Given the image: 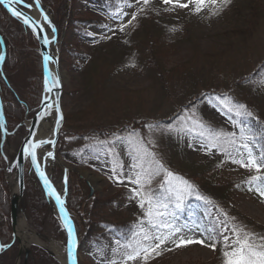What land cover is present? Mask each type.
<instances>
[{"label": "rangeland", "instance_id": "374dc122", "mask_svg": "<svg viewBox=\"0 0 264 264\" xmlns=\"http://www.w3.org/2000/svg\"><path fill=\"white\" fill-rule=\"evenodd\" d=\"M29 1L25 0V3ZM40 2L57 35L56 47L52 51L62 85L60 107L64 124L60 135L84 137L92 131L106 133L104 131L124 128L117 136L128 137L135 131L138 133L136 139L151 140L154 147L150 146V151L167 170L190 182L202 194L209 193L218 209L227 213L229 223L242 226L233 216L237 214L241 220L264 228V199L255 190L248 191L250 177L264 176V171L257 174L241 168L230 162L228 154L225 156L217 150L206 154L195 140L192 141L193 147H189L188 137L167 131L168 126L180 123L178 117L186 110L194 111L196 118L218 131H237L230 117L206 99L213 92L222 93L235 104L244 105V111L252 114L245 122L255 139L248 142L254 156L258 160L264 158V78H253L248 83L257 70L264 68V0H230L226 5L218 0L214 6L207 3L199 14L184 9L172 10L163 4V0H149L143 11L136 0ZM130 3L134 5L131 8L128 7ZM133 13L136 19L129 24ZM121 25H126L123 31H120ZM33 43L27 40L23 48L14 44L15 52L10 51L8 63L10 70L2 67V79L4 73L9 74L12 89L18 95L25 80L33 76L31 55L33 52L38 54L35 40ZM5 49L9 54L7 46ZM172 69L199 72L200 78H195V82L206 84L202 86L207 89L189 95L172 82L169 73ZM158 71L162 74L160 79ZM51 121L42 127L40 136L48 134ZM149 125L159 127L149 128ZM7 129L11 131L8 126ZM19 138L7 137L3 148L7 157L11 158L15 153ZM89 141L87 143L110 145V141L105 142L99 136ZM111 147L98 160L89 153L79 160L83 165L92 163L94 170L72 163L56 152L57 159L68 169L66 199L70 190L74 213L69 212L67 203L66 207L73 222L82 230L87 227L83 218L88 213L98 217L99 224L113 226H138L144 216V210L138 207V199L132 197L131 189L135 185L127 180L118 183L113 173L114 167L117 174L121 173L118 164L122 163L120 179L133 174L131 149L124 141H118L114 151L109 150ZM65 150L70 153L72 146ZM28 170L27 166L25 213L19 217V225L25 227V238L34 237L47 247L51 241L65 254V238L56 212L46 202L42 205L37 201L40 187ZM76 170L89 173L96 181L95 186L81 178ZM46 174L61 191V170L50 165ZM4 179L10 193L15 179L13 173ZM161 180L162 176H156L151 188L157 189ZM42 197L44 199L43 194ZM188 208L193 223L179 218L180 224L194 229L187 234L188 238L204 239L205 245L215 243L216 246V239L201 209L193 204ZM113 234L111 229L105 230L103 248L94 256L78 252V264H108L111 259L119 261L123 254L113 249ZM209 235L212 240L208 239ZM43 245L29 246L26 264H59ZM19 250L20 246L14 242L9 249L0 252V264H23L24 256L17 258ZM159 251L160 255L150 258L148 264H202L213 257L214 250L200 244L175 248L166 243Z\"/></svg>", "mask_w": 264, "mask_h": 264}, {"label": "snow or ice", "instance_id": "6c2138e0", "mask_svg": "<svg viewBox=\"0 0 264 264\" xmlns=\"http://www.w3.org/2000/svg\"><path fill=\"white\" fill-rule=\"evenodd\" d=\"M209 2L214 6L218 0H163V4L169 6L172 10H190L193 14H199ZM219 2L226 5L230 3V0H219ZM136 3L141 5L140 11H143L144 6L148 5L149 0H136ZM17 4H25V0H0V5H3L13 17L22 20L26 26L31 28L38 39L41 38L40 34L44 33L45 24L51 27L52 32L55 33V28L51 26L48 16L40 7V0H33L32 3L25 4V7L32 9L35 6L36 9L40 10L43 23L34 20L31 16H26L14 6ZM133 6L131 3L128 4L129 8ZM135 19L136 14L133 13L128 23L130 24ZM125 26L121 25L120 31H123ZM109 31L115 32L114 29H109ZM43 40L45 45L54 43V39L50 40L47 34L43 35ZM2 59L4 57L0 56V60ZM43 59L45 71L48 73L44 80V88L47 93H52L55 89L61 87L60 80L49 71V63L52 62V57L46 55ZM206 99L209 104L217 107L222 114L228 115L233 127L238 130L227 133L218 131L196 118L194 111L188 112L186 110L184 115L178 117L180 123L176 126H168L167 131L174 132L179 136L188 137L189 147H193L192 141L195 140L206 154L211 153L213 150L221 153L227 152L228 159L231 163L237 164L241 168L249 171H254L257 174L264 171V158L258 160L253 154L252 145L248 142L255 139L254 134L248 129L245 122L246 118L251 117L252 114L244 111V105L235 104L228 97L209 96ZM46 107L49 109L53 107V104L47 103V98ZM55 107L59 114L58 100ZM44 116V111L39 112L38 120H43ZM60 120H62V115L58 116L57 124H59ZM148 127L157 128L159 126L149 125ZM0 128H3V125H0ZM31 135L33 139L26 142L23 149L24 156L26 159H30L36 174L43 182L47 195L53 198L59 207L63 226L67 231V258L72 261V264H76V256L74 255L76 239L71 220L65 209V200L52 185L45 171L42 170L39 159H46V157L41 156L38 158L37 156V149L45 144L54 145L55 140H37L35 139V132H31ZM137 136L138 133L133 131L128 137L117 136L110 142L112 145L109 149L110 151H114V146L118 141L126 142L131 149L129 154L132 156L134 163L130 165V168L133 174L124 177L123 180L120 179L123 169L122 163L118 164L121 173L117 174L116 167L113 168V173L118 183H123L124 180H127L128 183L135 185L131 189L132 197L138 199V207L144 210V216L139 221V230L132 233L128 242L122 243L120 240L116 241L118 245L125 249V253L119 261L111 259L108 261V264H131V262L136 261H140L141 264H148L150 258L154 259L155 256L160 255L159 250L166 243H171L175 248L187 247L191 244H200L215 250V243L205 245L204 239L188 238L187 234L192 233L194 229L188 227L186 224L182 225L179 223V214L185 210V204L189 199L195 198L196 200H203L209 204L211 201L204 200L194 185L172 171L167 170L155 158L154 152L150 151V146L154 147L151 140L145 141L143 137L136 139ZM47 156L54 159L51 151L47 153ZM156 176H162V180L157 189H152L151 183ZM262 179H264V176H251L248 181L250 185L248 191L255 190L257 195L261 199H264V186L257 185L255 188L252 187L255 182ZM64 183L66 186V176ZM216 211L223 216L222 220L217 217L219 220L218 227L220 228L219 234L223 237L225 248L228 249L223 253L225 258L224 264H264V237L258 238L254 234L237 227L235 224H230L227 213L222 212L218 208ZM196 231H199V229H196ZM201 235H203L202 232ZM208 239L212 240L213 237L209 235ZM257 240H259V243ZM4 247L6 246L0 245V251Z\"/></svg>", "mask_w": 264, "mask_h": 264}, {"label": "trees", "instance_id": "16d2710c", "mask_svg": "<svg viewBox=\"0 0 264 264\" xmlns=\"http://www.w3.org/2000/svg\"><path fill=\"white\" fill-rule=\"evenodd\" d=\"M0 36L3 38V41L5 43V46H7V52L9 54H6V59L4 62V69H9L8 63L10 62V51L15 52L14 50V44L19 45L20 48H23L26 44V41L34 42L31 34L24 29L18 22L14 21L7 13L4 12V10L0 7ZM34 44V43H33ZM32 56V64H33V76L27 78L25 80V86L22 90L19 91V95L14 92L11 85V80L9 77V74L6 75L4 73V78L0 77V98L3 104V113L6 120L7 126L12 130L19 122L23 119V106L20 102L23 103L25 108L28 109V117H31L34 112L37 109V106L40 103L41 95H42V84H41V67H40V58L37 52H33ZM146 60V59H145ZM157 68V64L155 65ZM7 69V70H8ZM158 69V68H157ZM181 70L172 69L169 71L171 73V80L175 83V85L183 89V91H187L189 95H193L197 92L203 91L204 86L206 84L199 82L196 83L195 78L199 79L200 75L199 72H194L190 70L189 72ZM158 71V78L160 79L161 75ZM253 78H264V68H261L260 70H257L256 73L250 77V80L248 83L253 81ZM202 84L204 86H202ZM246 84V83H245ZM207 86V85H206ZM207 89V88H205ZM211 96H223L222 93L218 94L217 92H213L210 94ZM234 118V117H233ZM163 122V121H162ZM147 123V122H145ZM164 123V122H163ZM14 125V126H13ZM13 126V127H11ZM142 126V125H141ZM146 126V124H145ZM124 128H120L118 131L113 130V132L104 131L103 132H95L92 131L88 133L86 136L81 137L78 135H60L57 143V154L61 156L62 158L75 163V164H81L82 166H87L89 169L94 170L92 163L88 164H82L79 161L83 156L86 155V153H89V156H92L93 158H98L100 155H103L106 153L107 149L111 146H106L103 143H94L90 144L87 143V140L90 139L89 142H92L99 136V139H104L105 142L112 141L117 137V134L119 132L124 131ZM264 137V136H263ZM84 141V142H83ZM80 143L83 145L80 146ZM72 146V151L69 153L67 150H65L66 147ZM219 152V151H218ZM221 153V152H220ZM71 154L72 158H69ZM225 156H227V152L221 153ZM95 160V161H96ZM96 170V169H95ZM29 173V172H28ZM36 182V181H35ZM37 184V183H36ZM257 185L264 186V179L262 182H255V184L252 185L253 188H255ZM39 187V186H38ZM199 195H201L204 200L211 201V203H205L203 200H196L195 198L189 199L185 204V210L179 214V218L187 223H193L191 218L188 216V206L190 207L192 204L197 205L199 209H201L204 218L206 219L208 226L210 230L212 231V235L216 239V246L215 250L213 251V257L202 264H224V251L228 250L224 246L223 237L220 236V228L219 220L217 217H219L220 220L223 219V216L216 211L218 208L217 205L214 203V201L209 197V193L202 194L200 189H196ZM227 192V190H226ZM225 192V193H226ZM70 190L68 192V196L66 199V203L69 208V212L72 214L74 213L73 205L70 201L69 196ZM37 201L41 203L42 205L45 204V201L42 197V192L38 188L37 193ZM9 191L8 186L4 179V162L2 160V157L0 155V243L5 245L8 243V240L11 237V231L9 227ZM88 213L86 219L83 218V224L86 225V229H81L80 226H78L76 223H74L75 231L77 235V241H78V250L80 253L87 254L90 256H94L96 253L101 252L103 248V243L105 241V230H112L114 232V238H113V249H115L117 252H120L124 255L125 249L118 245L116 243L117 240H120L122 243L128 242L131 238V235L134 231L139 230V224L138 226L135 225H122V226H113L108 223H100L98 222V217L89 215ZM238 224L242 226H238L239 228H242L246 230V232L254 234L256 237H264V228L261 226H258L256 224H253L247 220H241L239 215L233 214ZM233 224V223H230ZM64 235V234H63ZM65 238V237H64ZM259 243V240H257ZM41 258H44L43 256Z\"/></svg>", "mask_w": 264, "mask_h": 264}, {"label": "water", "instance_id": "95a60500", "mask_svg": "<svg viewBox=\"0 0 264 264\" xmlns=\"http://www.w3.org/2000/svg\"><path fill=\"white\" fill-rule=\"evenodd\" d=\"M32 2H33V0L29 1V3H32ZM25 4H17L14 6L17 7L18 10L22 11L26 16H31V17H33L34 20H37V21H40L41 23H43L42 17L40 16V10L36 9L35 6H33L32 9H29V8L25 7ZM0 7L14 21L18 22L24 29H26L32 35L33 39L35 40V43L37 44V48H38V55L40 58V67H41V77H42V95H41V100H40V103H39V106H38L36 112L34 113V115L32 116V118L30 120H28V121L24 120L22 123L17 125L13 129V131L9 132L7 129L6 120H5L4 113H3V104H2V101L0 98V125H3V128H0V155H1V157L5 163V172L8 175H12V173H13L14 178H15L14 183H13V188H12V190H10V193H9V213H8V216H9V227H10V231H11V240L7 245H5L6 247H4L3 250L10 248L14 244V242H17L18 245L20 246L18 257L20 256L21 253H24L25 260H24L23 264H26V258L29 254V250H28L29 246L23 247L21 240L17 236V230H18V226H19L18 219L20 216H24V213H25V211H24V208H25V202H24V200H25L24 167H25V164L28 163L29 167H30V171L33 173L34 178H35L36 182L38 183V185L42 191L45 202L49 206H52L56 212L58 222L61 226V231L63 232L64 237H65V260H66V264H72V261H70L67 258V231L65 230V228L63 226V220L61 218L59 207L57 206L55 200L47 195V191L43 185V182L40 180L39 176L36 174L35 168L31 165L30 159H26L24 156V153H23V149L25 147L26 142L30 139H33L31 132H35V139H37V140H39V139L55 140L54 145L45 144L41 148L37 149V156H38V158H40L41 156L46 157V159H39V162L41 163L42 170H44L45 173H46V168L50 167V165H54L56 168H58L62 172V180H61L62 181V190L61 191H58L57 189L56 190L58 193L61 194L62 198L65 200V209H66L67 215L70 218L72 226H73V232H74L75 239H76V250H75L74 255L76 256V264H78L77 256H78L79 250H78L77 235H76V231H75L74 222H73V220H72V218H71V216L67 210V207H66L67 184L65 186L64 181H65V176L67 177L68 169L64 165H62L60 163L59 159H57V157H56V145L58 142V138H59L61 129H62L63 124H64V117H63V113H62V110L60 107V99H61V95H62V85L60 88L55 89L52 93H47L45 91V88H44V80H45V77L48 75V73L45 71V68H44V59H43L44 56L47 55V56L52 57V62L49 63V71L53 75L57 76L60 80V77L58 74V69H57L56 58L53 55H51L52 49L56 47V40H57L56 31H55V33H53L51 30V27H49L47 24H45L44 25V33H41L40 34L41 38L38 39L37 35L33 33L32 29L29 28L28 26H26L22 20H18L15 17H13L11 15V13L6 8H4L3 5H0ZM40 7H41V2H40ZM33 9H35V11L38 14L36 17H34L30 13H28V11L33 13V11H32ZM48 20L50 21L49 17H48ZM51 26L54 27L52 23H51ZM44 34H47L50 40L54 39V43H49L48 45H45L44 40H43ZM5 55H6V49L4 46L3 39L0 36V56H3L5 59ZM4 59L0 60V77H2L1 72H2V67L4 64ZM60 84H61V81H60ZM46 98H47V103L53 104V107L50 109L46 107ZM57 100H58L59 109H60L59 114L57 113L56 107H55ZM41 111L45 112V116H44L43 120H38V113ZM59 115H62V120H60L59 124H57V119H58ZM50 120H52L50 131L45 136H40V130L42 129V127L45 124L50 122ZM19 127H23L25 129L26 136L24 137L22 142L19 144L15 153L12 155L11 159L9 160L5 156L3 148L5 146V142L7 140V137L13 136L15 134V131ZM49 151H51L53 153L54 159L52 157L47 156V153ZM65 170H67V171H65ZM47 177L49 178L50 182L54 186L50 177L48 175H47ZM34 246H37V245H34ZM2 251H0V252H2ZM46 253L50 254L48 251H46Z\"/></svg>", "mask_w": 264, "mask_h": 264}, {"label": "bare ground", "instance_id": "6f19581e", "mask_svg": "<svg viewBox=\"0 0 264 264\" xmlns=\"http://www.w3.org/2000/svg\"><path fill=\"white\" fill-rule=\"evenodd\" d=\"M32 11L33 13H31V15L36 17L38 15L37 12L35 11V9H33ZM51 55H54L53 51H51ZM76 172L77 174L80 175L81 178L85 179L90 185L95 186L96 181L92 178V176L89 173L79 170H76ZM25 234H26L25 227L22 224L19 225L17 230V236L18 237L22 236L21 238L22 241L24 242V243L22 242L23 247H27L30 245H37V246L43 245L34 237L30 236L25 238ZM43 246L47 248L50 253H52V255L60 264H66L65 254L63 249H59L58 247H56V244L52 243L51 241L49 242V247L45 245Z\"/></svg>", "mask_w": 264, "mask_h": 264}, {"label": "flooded vegetation", "instance_id": "af4514ba", "mask_svg": "<svg viewBox=\"0 0 264 264\" xmlns=\"http://www.w3.org/2000/svg\"><path fill=\"white\" fill-rule=\"evenodd\" d=\"M3 39V38H2ZM4 42V41H3ZM21 103V105L23 106V109H25V107H24V105H23V103L22 102H20ZM37 108H38V106H37ZM37 110V109H36ZM36 112V111H35ZM34 112V113H35ZM28 114H29V112H28V110H26L25 109V114H24V117H23V119H22V121L21 122H19L17 125H19L20 123H22L24 120L25 121H28V119H27V117H28ZM34 115V114H33ZM32 115V116H33ZM32 116L30 117V119L32 118ZM29 119V120H30ZM16 125V126H17ZM15 126V127H16ZM14 127V128H15ZM13 128V129H14ZM13 129L11 130V131H13ZM22 132L24 133V135L22 134ZM19 137L20 136V138H19V140H18V146H19V144L22 142V140L24 139V137L26 136V131H25V129L23 128V127H19L16 131H15V134L13 135V136H10L11 138L12 137ZM7 157V156H6ZM12 157V156H11ZM9 160L11 159L10 157H7ZM28 166V164L26 163L25 164V167H24V170H25V168ZM4 167H5V165H4ZM29 172V171H28ZM30 173V172H29ZM6 175H8L6 172H5V168H4V176H6ZM1 244V243H0ZM1 245H3V244H1ZM4 251V250H3ZM19 253V252H18ZM29 255V254H28ZM21 256H24V258H23V263H24V260H25V255H24V253H21L20 254V256L18 257V255H17V258H18V260L21 258Z\"/></svg>", "mask_w": 264, "mask_h": 264}]
</instances>
